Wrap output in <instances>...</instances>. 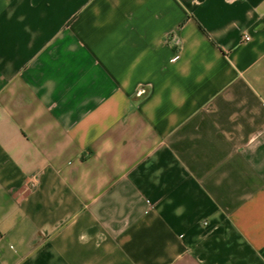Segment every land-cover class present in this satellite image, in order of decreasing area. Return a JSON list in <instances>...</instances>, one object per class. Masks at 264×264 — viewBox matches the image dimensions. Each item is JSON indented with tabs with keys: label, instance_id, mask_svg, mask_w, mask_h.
Segmentation results:
<instances>
[{
	"label": "crops",
	"instance_id": "obj_1",
	"mask_svg": "<svg viewBox=\"0 0 264 264\" xmlns=\"http://www.w3.org/2000/svg\"><path fill=\"white\" fill-rule=\"evenodd\" d=\"M0 264H264V0H0Z\"/></svg>",
	"mask_w": 264,
	"mask_h": 264
}]
</instances>
